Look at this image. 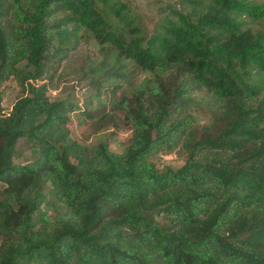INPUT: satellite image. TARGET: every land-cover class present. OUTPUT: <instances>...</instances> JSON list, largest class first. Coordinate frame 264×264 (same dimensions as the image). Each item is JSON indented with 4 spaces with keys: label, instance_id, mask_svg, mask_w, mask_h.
<instances>
[{
    "label": "trees",
    "instance_id": "trees-1",
    "mask_svg": "<svg viewBox=\"0 0 264 264\" xmlns=\"http://www.w3.org/2000/svg\"><path fill=\"white\" fill-rule=\"evenodd\" d=\"M161 12L146 37L124 0H0V110L6 80L22 93L0 114V264H264V1ZM84 28L151 75L121 100V152L75 139V105L49 95ZM200 91L218 111L198 138ZM181 145L183 166L158 170ZM51 199L65 209L45 217Z\"/></svg>",
    "mask_w": 264,
    "mask_h": 264
},
{
    "label": "rangeland",
    "instance_id": "rangeland-1",
    "mask_svg": "<svg viewBox=\"0 0 264 264\" xmlns=\"http://www.w3.org/2000/svg\"><path fill=\"white\" fill-rule=\"evenodd\" d=\"M129 3L132 14L140 15L146 37H149L162 16L161 8L179 7V0H124ZM264 1V0H259ZM254 29H264V22H251ZM79 48L62 63L50 85L52 100L65 99L73 103L76 110L70 114L69 128L72 136L90 146L108 140L112 150L121 152L129 143L132 128L121 100L131 97L135 88L150 73L134 61L125 58L110 43L100 44L94 33L84 28ZM22 67L25 64H21ZM3 101L0 114H8L22 95L19 83L10 77L2 85ZM218 106L207 91H200L190 105L196 122L198 138L206 130L217 127ZM16 162H25L35 156V149L20 141ZM188 151L181 145L172 153H161L151 157L158 170L166 167L178 169L183 166ZM44 216L51 217L65 206L52 199L43 207Z\"/></svg>",
    "mask_w": 264,
    "mask_h": 264
}]
</instances>
